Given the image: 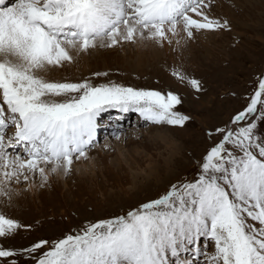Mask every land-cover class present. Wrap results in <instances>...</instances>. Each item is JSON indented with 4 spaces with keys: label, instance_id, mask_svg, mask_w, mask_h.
Listing matches in <instances>:
<instances>
[{
    "label": "snow or ice",
    "instance_id": "1",
    "mask_svg": "<svg viewBox=\"0 0 264 264\" xmlns=\"http://www.w3.org/2000/svg\"><path fill=\"white\" fill-rule=\"evenodd\" d=\"M215 0H0V203L36 196L54 179L94 176L100 149L135 187L170 162L166 128L194 117L178 110L172 91L95 82L108 72L70 79L56 73L99 49L126 45L181 50L198 34L230 30L212 14ZM172 75L195 92L201 82L180 68ZM246 106L223 127L194 181L171 184L158 198L112 219L26 247L9 241L19 220L0 212V264H264V73ZM124 115L98 140L101 114ZM150 128L156 131L149 132ZM145 137L147 146L145 145ZM139 142L129 148L128 141ZM10 149L17 151L11 152Z\"/></svg>",
    "mask_w": 264,
    "mask_h": 264
},
{
    "label": "rangeland",
    "instance_id": "2",
    "mask_svg": "<svg viewBox=\"0 0 264 264\" xmlns=\"http://www.w3.org/2000/svg\"><path fill=\"white\" fill-rule=\"evenodd\" d=\"M221 8L220 18L229 14L224 10L231 9L233 19L243 24L229 23L230 30L198 34L181 50L167 46H141L145 53L141 57L137 46L132 45L124 46L131 47L126 54L119 47L100 49L99 55H91L89 60L84 59L79 65L69 66L55 74L57 78L62 75L75 79L97 71L108 72V77L94 78L95 82L111 79L125 86L172 91L182 99L178 110L194 119L183 128H166L167 134L176 142L173 147L178 145L175 160L169 166L161 161L160 175L141 176L135 187H129L131 181L121 174L123 168L118 172L109 163L117 153L109 156L102 152L99 156L102 166L91 179L86 177L80 181L74 175L67 179L68 187L61 184L62 190H57L56 183L52 182L50 188L36 196L28 194L18 198L12 206L5 207L0 203V212L31 226L9 243L15 247H26L41 239L62 237L75 232L86 222L126 214L130 208L158 198L171 184L194 181L198 177L204 157L220 139L219 136L209 137L208 132L228 124L245 108V98L253 92L256 78L264 73V0H223ZM213 9L216 13L215 4ZM207 42L208 48H203ZM174 68L198 79L202 91L197 93L186 81L174 77ZM105 113H112L110 117L115 122L119 111L111 109ZM127 114L128 117L122 121L124 127H139L138 113ZM101 127L98 140L103 144L111 126ZM260 132L264 134V123L260 125ZM138 143L129 140L127 146L131 148ZM142 146H147L146 137ZM171 151L173 153L174 149ZM93 153H98L97 149ZM171 157L172 161V154Z\"/></svg>",
    "mask_w": 264,
    "mask_h": 264
},
{
    "label": "bare ground",
    "instance_id": "3",
    "mask_svg": "<svg viewBox=\"0 0 264 264\" xmlns=\"http://www.w3.org/2000/svg\"><path fill=\"white\" fill-rule=\"evenodd\" d=\"M222 2H223V0H215V8H216V13H214V6H213V8H212V14H213V16H215V17H217V18H220V13H221V11H222V8H221V5H222ZM6 3L7 4H11V3H13V0H6ZM237 6V3L235 4V7ZM254 8H255V6H254ZM217 9L219 10V12H217ZM234 9V8H233ZM225 12H229V14H224V18H222V19H226L229 23H231L232 25H236V24H238V25H242L243 23H239V22H237V21H235L233 18H234V14H232V10L230 9L229 11H227V10H224ZM235 27V26H234ZM208 33V32H207ZM210 42V41H209ZM204 46H202L203 48H208V42L206 43V44H203ZM128 46V45H127ZM129 47V46H128ZM126 48V47H119L120 48V50L122 51V53H127V50L130 52L131 51V47L130 48ZM136 48V47H135ZM137 49H138V56L139 57H141V56H144L145 55V53H143V51H142V47L141 46H137ZM112 50V49H111ZM145 50V49H144ZM97 52H100V49L99 50H96V51H93V53L91 54V55H96V54H98L99 55V53H97ZM89 60V57L88 58H86L85 60ZM136 65H140V64H136ZM67 68V67H66ZM65 68V69H66ZM63 73H64V71H62ZM59 75V74H58ZM64 75V74H63ZM79 75V74H78ZM62 76V75H61ZM103 114V113H102ZM102 114H101V116H102ZM112 115V113H105L102 117H104V118H100V120H99V123L101 124V122H103L101 125L103 126V125H106V126H111V124L114 122V120L113 119H111V116ZM121 115H124L125 116V118H127L128 117V114H121L120 112L116 115V117L118 118V117H120ZM138 117H139V115H137ZM136 118V119H138V120H140V118ZM101 128L102 127H100L99 128V130H98V138L100 137L99 135H100V132H102L101 131ZM106 130H107V128H106ZM167 130V129H166ZM154 131H156V130H154ZM111 132V128L107 131V133H110ZM149 132H151V130H149ZM167 132V131H166ZM101 134H103V133H101ZM107 136H108V140L110 141V142H112V143H118V142H116L110 135H108L107 134ZM169 137H170V140H171V142H172V144L173 145H175V140L174 139H172L171 138V136L170 135H168ZM173 149H174V151H173V153H172V156H173V159H172V161L170 160V162L169 163H167V165L169 166V165H171L172 164V162L175 160V158H176V154L178 153L177 152V149H178V145L176 144V147L174 148L173 147ZM9 151H11V152H15V150L14 149H10ZM97 151H98V153H92V155H98V156H100V154L102 153L101 151H100V149H97ZM96 152V151H95ZM118 155V154H117ZM172 158V157H171ZM111 159V158H110ZM160 173H161V169L156 173V174H151V175H154L155 177H158L159 175H160ZM96 174V173H95ZM151 175H149V176H151ZM76 176V180H84L86 177L87 178H90L91 179V177H93L92 175H88V176H83V175H80V176H77V175H75ZM95 180V179H94ZM52 182H55L56 183V185H57V187H56V189L57 190H62L63 188H62V185L63 186H65V187H68L69 186V182L67 181V179L65 180V179H54ZM62 184V185H61ZM61 192V191H60ZM63 192V191H62ZM55 200V199H54ZM16 202V201H15ZM18 203V202H17ZM23 204V203H22ZM20 217V216H19ZM18 220V219H17ZM20 221V220H19Z\"/></svg>",
    "mask_w": 264,
    "mask_h": 264
}]
</instances>
